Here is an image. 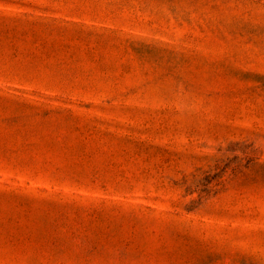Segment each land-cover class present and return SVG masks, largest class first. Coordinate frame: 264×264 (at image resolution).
<instances>
[{
    "label": "rangeland",
    "instance_id": "1",
    "mask_svg": "<svg viewBox=\"0 0 264 264\" xmlns=\"http://www.w3.org/2000/svg\"><path fill=\"white\" fill-rule=\"evenodd\" d=\"M0 264H264V0H0Z\"/></svg>",
    "mask_w": 264,
    "mask_h": 264
}]
</instances>
